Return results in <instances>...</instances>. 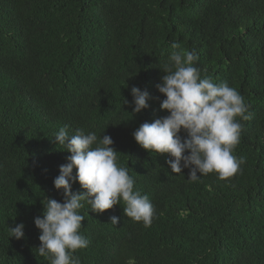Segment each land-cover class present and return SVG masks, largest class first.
Here are the masks:
<instances>
[{
    "label": "trees",
    "instance_id": "16d2710c",
    "mask_svg": "<svg viewBox=\"0 0 264 264\" xmlns=\"http://www.w3.org/2000/svg\"><path fill=\"white\" fill-rule=\"evenodd\" d=\"M173 40L249 106L233 151L245 163L229 178L190 182L132 136L168 114L156 85ZM133 86L150 94L136 114ZM65 125L109 135L156 213L144 227L123 202L85 204L81 264H264V0H0V264H48L34 218L45 196L63 202L53 181L70 153L52 136ZM21 222L25 236L8 238Z\"/></svg>",
    "mask_w": 264,
    "mask_h": 264
},
{
    "label": "clouds",
    "instance_id": "9594fccd",
    "mask_svg": "<svg viewBox=\"0 0 264 264\" xmlns=\"http://www.w3.org/2000/svg\"><path fill=\"white\" fill-rule=\"evenodd\" d=\"M170 47L174 51L162 69L161 82L156 85L164 96L160 108L168 114L140 124L132 136L150 153L171 157L166 163L172 173L181 174L183 169H189L190 182L210 173H215L218 179L229 178L245 163L233 151L240 142L243 128L240 121L251 118L249 106L226 81L215 83L210 77L201 76L195 49H184L176 40ZM131 95L133 114L149 107L147 90L133 86ZM52 137L59 149L70 155L59 166V175L53 181L55 189L62 190L63 202L45 196L41 200L42 216L34 218L41 242L36 249L48 264H81L74 253L89 244L80 231L85 219L80 209L85 204L88 210L103 213L123 202L126 217L142 222L144 227L151 226L155 208L147 195L134 188L135 181L128 168L117 163L118 151L109 135L98 138L95 132L82 128L69 134L65 125ZM75 182L79 183L80 191L72 190ZM119 219L113 215L110 223L116 225ZM24 227L22 222L9 226L8 238H23Z\"/></svg>",
    "mask_w": 264,
    "mask_h": 264
}]
</instances>
